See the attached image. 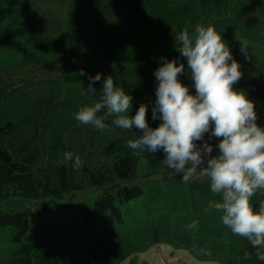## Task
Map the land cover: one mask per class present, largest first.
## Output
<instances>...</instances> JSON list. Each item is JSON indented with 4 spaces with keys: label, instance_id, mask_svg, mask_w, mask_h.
Returning a JSON list of instances; mask_svg holds the SVG:
<instances>
[{
    "label": "trees",
    "instance_id": "obj_1",
    "mask_svg": "<svg viewBox=\"0 0 264 264\" xmlns=\"http://www.w3.org/2000/svg\"><path fill=\"white\" fill-rule=\"evenodd\" d=\"M38 21L48 24L47 32L24 35ZM197 24L211 25L221 36L230 34L223 40L233 58L252 68H241L251 78L249 97L264 101V0H0V67L13 62L8 78L0 72V101L15 97L22 87L37 90L33 102H24V117L0 119V244L9 247L0 253V264H139V255L159 244L188 251L201 262L253 264L242 259L252 250L248 242L233 235L215 210L205 212L210 201L220 199L209 182L182 183L161 164L162 151L129 149L127 141L140 135L136 129L104 132L99 149L105 162L90 166L84 183H78L71 161L36 169L43 148L75 152L62 135L53 144H41V131L49 126L41 123L45 114L90 105L78 104L69 92L87 89L89 77L98 73L102 78L93 87L100 92L104 79L112 76L133 97L132 105L137 99L129 113L134 116L143 100L134 93V73L149 74L171 52L170 59L177 60L174 36L185 27L194 31ZM240 41H247L251 60L240 52ZM250 42L263 46V53ZM12 52L19 57L14 59ZM31 66L40 71L37 80ZM189 83L191 79L184 85ZM57 85L66 92L61 97L48 90ZM147 106L149 126L156 128L161 121L151 119L154 103ZM106 122L111 126L110 119ZM28 123L33 126L30 138L7 141ZM77 124L73 115L54 126L79 132ZM259 125L264 127V117ZM200 198L205 202L199 205ZM36 201L43 205L31 208ZM262 201L264 192L252 197L255 210ZM104 216L111 225L104 224ZM196 220L197 228L189 230L187 225ZM201 248L211 249L212 255H198Z\"/></svg>",
    "mask_w": 264,
    "mask_h": 264
},
{
    "label": "clouds",
    "instance_id": "obj_2",
    "mask_svg": "<svg viewBox=\"0 0 264 264\" xmlns=\"http://www.w3.org/2000/svg\"><path fill=\"white\" fill-rule=\"evenodd\" d=\"M239 43L240 52L251 60L247 41ZM174 50L186 60L195 94L179 80L186 75L185 64L161 57L154 72L158 83L151 110V119L161 121L158 127L149 126L146 104H140L130 117L133 97L112 76L104 79L99 100L79 108L74 118L101 132L136 129L140 135L127 141L129 149L162 151L161 164L173 170L182 183L206 179L220 199L210 201L205 212L215 210L233 235L248 242L252 250L244 252L243 260L264 264V201L258 211L251 203L257 192H264V127L257 123L255 103L234 88L243 76L241 65L211 25L197 24L192 32L185 27L174 36ZM79 74L83 76L84 70ZM101 78L99 73L89 77L91 83L86 90L82 87L81 94L96 96L93 85ZM109 119L111 126L106 122ZM213 138L218 141L215 145L209 143ZM214 149L218 150L215 155ZM63 159L71 161L76 171L82 167L78 154L66 151ZM198 224L193 221L187 228L195 229ZM197 254L211 256L212 252L201 248Z\"/></svg>",
    "mask_w": 264,
    "mask_h": 264
},
{
    "label": "rangeland",
    "instance_id": "obj_3",
    "mask_svg": "<svg viewBox=\"0 0 264 264\" xmlns=\"http://www.w3.org/2000/svg\"><path fill=\"white\" fill-rule=\"evenodd\" d=\"M47 30H48V24L38 21V23L36 22L35 25L29 26L24 31V35L26 32L31 33L33 35L36 33L37 34H43V33L47 32ZM238 35H241V33H238ZM252 36H255V35L252 34ZM227 37H230V34H227L226 36L222 35V39H224V40L228 39ZM250 46L252 49L256 50L257 52L260 51L263 53V50H262L263 46H261L260 44L250 42ZM173 53L174 52H171L170 56H168L169 61H171L170 58L173 57V55H172ZM12 54H13V52H12ZM175 56H176V58L178 57L177 58V60H178L177 64L178 65H179V63L185 64L186 75L185 74L181 75L182 76L181 82L183 84H185V82L187 83L188 80L190 79V76L187 75L188 69H187L186 60L183 57H181L180 54H178V55L175 54ZM17 57H19V54L16 52V54L14 55L13 58L16 59ZM11 61L12 60H9V63L6 64L7 66H5V68H3L4 70L0 67V72L5 74L4 75L5 77H7V75L9 74V72L7 70H8V67L11 66L13 63ZM236 61L241 65V68H242V65H244L245 70H247V71L252 70L251 66L243 64V61H239V60H236ZM241 68H240V70H241ZM29 69L32 70V73H34L35 78L37 80L39 77L40 71L37 70L36 68H34V66L29 67ZM156 69H157V67H156ZM156 69H152V71L149 72V74H144L140 70H138L134 73V76H138V78H137L138 88L134 89V93L136 96H139L138 99H140L142 97L143 100H141V101L143 104H146V105L147 104L153 105V103L156 99L155 90H156V86L158 83L155 76H154V72ZM17 70H19V68ZM93 70L95 71L94 68H93ZM243 72H242L243 76H242L241 80L236 84L235 90L243 91L245 93V95L247 96V98L249 100L253 101V99H251V97H249V95H248V92L250 91V86H249L250 79H251L249 77L250 75H246L245 71H243ZM127 76H129V74ZM179 78H181V77L179 76ZM184 78H186V79H184ZM10 80H13V78L10 77L7 81H10ZM18 85L19 84L17 83V85H16V82H15V86L21 88V86H18ZM192 85H193V82L187 84V87H189V89H190V93L195 92V89ZM31 86L33 87V85H31ZM32 87L30 90L26 89V87H25V89H24V87H22V91L21 90L18 91L15 94V97L8 99L4 103H1V101H0V119L2 121L6 120V121H15L16 122L28 113V108L24 104V102L25 101L33 102L37 96V90L32 89ZM48 90L51 92L53 91V94L57 97L58 96L61 97L62 95H64L66 93V92H64V89L61 85H57V87H55V88H50V89L48 88ZM7 91L8 90L5 89L4 92H7ZM45 93H47V91ZM99 93L100 92L97 91L94 94L96 96L82 95L81 90H78L75 93L69 92L68 95H70V98H72L78 104H82V103L87 101V102H90V105H92L96 101L99 100V95H98ZM136 101H137V99H135V102L132 105V110L134 109L133 106H136V104H135ZM253 102L255 103V110L258 114L257 123L259 124V123H261V120H263V117H264V101H262L261 103H257L255 101H253ZM77 111L78 110L68 112V113H48V114H45L43 119L41 120V123L44 125L45 124L49 125V126H47V128H44L41 131V144L44 147L46 144H53V143H55L57 136L62 135V138H63L64 142L67 144V146L74 149L75 150L74 154H78L81 158L82 167L80 168L79 171H77V178H78V183H84L83 178H84V174L87 171V169L90 166H96L98 164H102L105 162V158H104L101 150L99 149V145L102 142L104 132H101V131L95 129L92 126L81 125L79 123L76 126L79 129V132L63 131L62 130L63 126H61L60 128H56L54 126V124H56V122L59 119L70 118ZM122 132L126 133L127 131H124V130L117 128L114 132H109V134L110 135H117V134L122 133ZM32 134H33L32 123H28L27 125L20 128L13 136L9 137L7 139V141H9V143L15 142V141H20L23 139L30 138L32 136ZM61 162H63V154H62L61 150L60 151L57 150L56 153H52L51 150L48 151L45 148H43L40 159L37 162L36 169L37 170L45 169V168L53 166L55 164H60ZM51 175H52V172H51ZM202 202H205L204 198H202V199L200 198V200H198L199 205ZM42 205L43 204L36 201L34 203L32 202L30 204V207L33 209H38ZM103 219H104V224H105V222H107L108 226L111 225V222L107 216H104ZM105 230L108 231V229H105ZM104 234L107 235L108 232H107V234L106 233H104ZM7 246L8 245L6 243L1 242L0 253L6 252L9 249V247H7ZM138 259H139L138 260L139 264H207V262H201V261L196 260L188 251L175 250L172 248V246L167 245V244H159V245L153 246L148 251L140 254ZM125 264H128V261ZM214 264H217V263H214Z\"/></svg>",
    "mask_w": 264,
    "mask_h": 264
}]
</instances>
